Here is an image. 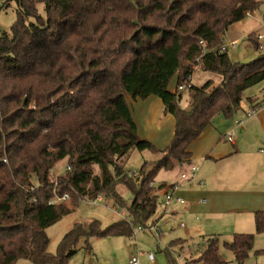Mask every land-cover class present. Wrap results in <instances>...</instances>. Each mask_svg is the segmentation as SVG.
Returning <instances> with one entry per match:
<instances>
[{"label": "trees", "instance_id": "trees-1", "mask_svg": "<svg viewBox=\"0 0 264 264\" xmlns=\"http://www.w3.org/2000/svg\"><path fill=\"white\" fill-rule=\"evenodd\" d=\"M18 6L11 33L0 34V264H69L81 238L131 236L133 225L156 215L161 170L189 163L191 144L218 114L231 118L244 92L264 81V52L249 63L234 62L222 50L223 35L261 0H6ZM39 5L44 11L40 12ZM6 6V7H7ZM253 39L256 49L258 38ZM215 74L202 86L190 84L195 67ZM189 84L191 109L179 105ZM158 96L175 118L168 146L142 138L128 98ZM133 150L160 152L145 160L137 177L124 167ZM67 159V171L52 170ZM98 168V173L95 168ZM131 175V176H130ZM133 194L128 213L102 229L99 221L75 223L56 254L47 228L75 212L80 201L113 195L117 185ZM66 200L51 203L57 197ZM258 232L264 210L254 211ZM166 248L170 264H176ZM243 264L254 235L236 233L224 242ZM200 264L225 263L220 239L209 237Z\"/></svg>", "mask_w": 264, "mask_h": 264}, {"label": "rangeland", "instance_id": "rangeland-1", "mask_svg": "<svg viewBox=\"0 0 264 264\" xmlns=\"http://www.w3.org/2000/svg\"><path fill=\"white\" fill-rule=\"evenodd\" d=\"M40 12L43 13V5H39ZM18 6L15 1L0 9V34L11 33V27L17 19ZM264 34V0H261L260 8L247 15L243 20L234 23L223 35V45L227 47V54L234 62L249 63L254 60L259 53L264 52V37L259 39L260 48L256 49L253 39L258 34ZM257 38V37H256ZM236 42L235 46L231 43ZM209 78L219 84L220 79L215 74H210L200 67H195L190 84L202 86ZM264 81L248 88L244 92L243 101L256 95L261 96L256 90L261 88ZM189 84H184V90L179 105L184 109H191L193 92ZM263 92V91H261ZM156 158L150 151L140 152L133 150L129 156L123 160L124 167L128 173H139V168L143 161L154 160ZM67 171V159L56 163L52 170V176L56 178ZM98 168L95 172L98 173ZM165 174V171L161 172ZM161 174V175H162ZM159 178H162V176ZM167 175H173L168 173ZM131 176V175H130ZM117 192L121 201L116 200L113 195H101L100 200L85 199L80 201L75 212L60 219L47 228L50 238L49 252L56 254L65 233L71 229L75 223L85 226L93 221H99L102 229L114 222L121 220L133 221L128 213L127 206L133 198L122 183L117 185ZM262 197V195H261ZM162 195L160 194V200ZM184 199V198H183ZM188 202V201H186ZM189 203L183 205H172L168 208L158 203L157 219L142 223L143 229L137 231V223L133 225L131 236H102L91 238V249L87 247L86 238H81L77 245V252L71 257L69 264H123L132 251L148 258L149 253H153L154 260L162 264H170L166 248L173 240L181 239L176 248L172 249V257L176 264H200L198 259L203 243L209 237L220 239V254L224 259L223 264H238L234 252L225 246V241H232L236 233H249L254 235V245L243 264H264V231L258 232L256 229L254 214L251 209L242 207L222 208L214 214H208L201 207L188 208ZM164 209L167 211L164 213ZM264 208H257L255 210ZM175 211V212H173ZM160 213H164L160 217ZM154 226V230L150 226ZM136 233V234H135ZM133 255V254H132ZM143 261V260H142ZM15 264H32L29 259H20Z\"/></svg>", "mask_w": 264, "mask_h": 264}, {"label": "crops", "instance_id": "crops-1", "mask_svg": "<svg viewBox=\"0 0 264 264\" xmlns=\"http://www.w3.org/2000/svg\"><path fill=\"white\" fill-rule=\"evenodd\" d=\"M177 87L178 75L172 79L169 89L175 91ZM256 92L261 96L254 95L243 101L241 109L231 118L224 114L216 115L191 144L192 158L189 163L198 167V173L193 180L181 179L187 163L176 164L172 170H164L165 174L161 173L163 170L158 173L154 185H166L159 191L162 195L161 204L165 205L164 194L172 188L171 190H175L188 201V208L201 207L208 214L232 207L251 209L254 214L255 209L264 208V84ZM128 103L139 135L150 140L157 149L168 146L176 123L171 113H165L162 99L155 95L147 98L129 97ZM231 132L234 133L233 142L227 140ZM145 151L155 155L154 160L161 156L160 152ZM168 173L173 175H167ZM160 175L162 178H159ZM174 185L178 188L174 189ZM166 211L164 209L163 212ZM164 213H160V217ZM134 252L130 253L123 264L129 261ZM144 256H139L140 264H162ZM89 264H92V258Z\"/></svg>", "mask_w": 264, "mask_h": 264}, {"label": "built area", "instance_id": "built-area-1", "mask_svg": "<svg viewBox=\"0 0 264 264\" xmlns=\"http://www.w3.org/2000/svg\"><path fill=\"white\" fill-rule=\"evenodd\" d=\"M5 1L6 0H0V9L5 8L7 6L5 4ZM247 15H251V13H247ZM263 37H264V34H260L259 33L257 35L258 40L259 39H262ZM231 45L232 46H235L236 45V42H232ZM222 50H227V47L225 45H223L222 46ZM178 88L180 90H184V85H180ZM227 140L230 141V142H233L234 141V133L233 132L229 133V135L227 136ZM186 166H187L186 170L181 173V179L187 180V181H191L197 175V173H198V167L196 165L190 164V163H187ZM131 175L135 178V177H137L138 172L131 173ZM173 188L175 189V188H178V187L174 185ZM171 189L168 190L164 194V196H165V198H164V204L166 206L172 205L174 203H176V204H185L186 203V200L183 199V197H181L179 194H177L175 192V190H171ZM68 198H69V195L68 194H65L62 197L55 198L54 200L51 201V203H55V202H58V201H61V200H66ZM97 199L100 200V196H98ZM142 229H143V226L142 225H138L137 226V230H142ZM150 229L154 230V226L151 225L150 226ZM148 256H149L150 259H154L153 253H149ZM126 264H140L139 255L138 254H133L131 256V258L129 259V261Z\"/></svg>", "mask_w": 264, "mask_h": 264}]
</instances>
